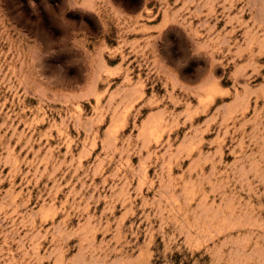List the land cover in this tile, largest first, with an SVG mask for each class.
<instances>
[{"label": "rangeland", "instance_id": "374dc122", "mask_svg": "<svg viewBox=\"0 0 264 264\" xmlns=\"http://www.w3.org/2000/svg\"><path fill=\"white\" fill-rule=\"evenodd\" d=\"M0 264H264V0H0Z\"/></svg>", "mask_w": 264, "mask_h": 264}, {"label": "snow or ice", "instance_id": "6c2138e0", "mask_svg": "<svg viewBox=\"0 0 264 264\" xmlns=\"http://www.w3.org/2000/svg\"><path fill=\"white\" fill-rule=\"evenodd\" d=\"M38 2H39V0H38Z\"/></svg>", "mask_w": 264, "mask_h": 264}]
</instances>
